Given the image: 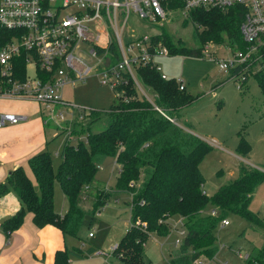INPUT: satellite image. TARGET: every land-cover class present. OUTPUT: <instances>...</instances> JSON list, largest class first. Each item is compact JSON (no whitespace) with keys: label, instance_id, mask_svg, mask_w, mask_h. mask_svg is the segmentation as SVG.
Listing matches in <instances>:
<instances>
[{"label":"trees","instance_id":"16d2710c","mask_svg":"<svg viewBox=\"0 0 264 264\" xmlns=\"http://www.w3.org/2000/svg\"><path fill=\"white\" fill-rule=\"evenodd\" d=\"M168 6L177 8L182 3L171 0ZM189 16L201 45L176 46L164 30L151 36L153 42L165 44L173 54L190 56H198L206 43L227 42L231 46L245 47L239 28L242 19L240 6L226 9L196 6L190 9ZM12 34V29L0 25V42ZM110 50L112 59L116 60L118 53L114 42L110 44ZM28 52L21 49L13 57L16 77L24 78L32 71L26 65ZM259 62L261 67L253 75L264 95V46L260 49ZM33 71L44 79L48 77L37 64ZM138 75L144 85L154 90L153 99L138 94L129 80L124 86L125 96H118L109 108H90L91 119L104 117V128L95 132L88 129L86 138L76 143L70 142L68 137L65 139L56 171L48 150H40L29 157L37 187L22 165L13 168L6 179L0 181V195L12 189L21 203L15 213L2 221L5 233L17 228L29 211L36 225L51 223L64 234L78 237L85 217L99 211L109 197L114 196L112 190H98L100 193L90 209L81 204L86 189L96 178L100 163L107 157H112L118 164L117 191L131 194V223L112 250L123 264H144L145 240L150 232L168 234V219L173 216L180 218L186 233L182 243L170 252V264H193L201 256L213 258L218 251L215 228L230 213L264 224L249 206L255 188L264 181V170L240 161L238 175L208 194L203 188L205 177L199 164L212 147L204 138L186 128L190 125L186 121L181 122L179 113L182 106L194 101V95L185 87L180 88L175 77H162L148 63L138 67ZM247 78L245 73L241 84ZM228 79L230 77L225 80ZM250 149V143L241 137L235 150L245 156ZM55 181L68 203L63 213L54 208ZM95 249L90 245L85 251L90 253ZM76 250L68 247L58 249L54 264H69L68 256L73 252L77 254ZM245 261L246 264H264V245L252 249L245 256Z\"/></svg>","mask_w":264,"mask_h":264},{"label":"rangeland","instance_id":"374dc122","mask_svg":"<svg viewBox=\"0 0 264 264\" xmlns=\"http://www.w3.org/2000/svg\"><path fill=\"white\" fill-rule=\"evenodd\" d=\"M179 6L168 11L164 19L157 21L138 18L132 12L123 29L124 39L133 40L145 34L153 36L164 30L176 46L185 45L187 48L201 45L194 34L190 10L185 11ZM206 45L210 46L209 50L214 51L218 57L229 54V51L219 46V43ZM203 48L204 46L201 49ZM201 52L198 56H190L168 51V55L158 57V62L168 77L182 79L186 91L195 97L191 104L180 108V119L182 123L188 122L189 128L212 147L199 164L205 177L203 188L208 194H212L221 184L237 176L240 154L235 149L241 137L246 138L251 145L247 155H240L242 161L249 166L264 167V95L253 75L257 67L253 68L254 71H251L243 84L235 79L225 80L227 74L220 71L217 63L209 55L201 56ZM78 54L90 63L98 62L99 57L88 54L86 50L78 51ZM100 67L101 65L95 67L84 81L66 84L62 89L63 98L76 105L73 112L61 105L56 108L65 111L63 118L58 115L54 117L53 111H46L48 119L56 124L59 134L53 138L48 148L54 171L61 161L60 151L66 137L70 142L76 143L79 139L86 138L88 129L95 132L104 128V117L91 119L88 107L107 109L117 100L116 91L99 81ZM134 72L136 78L133 81H138L142 91L137 85H134L135 90L138 94L153 99L155 92L141 81L138 67ZM78 107H83L80 109L82 111L87 110L82 117L77 116ZM100 166L92 186L86 189L87 192L81 199L82 206L88 207L99 195L98 190H112L117 198L110 196L106 205L99 210L100 214L97 212L88 214L78 237L80 240H86L88 237L105 252H109L110 264H123L112 250L131 223L129 204L131 194L124 190L117 191L115 178L118 164L112 157L105 158ZM53 199L55 210L60 212L65 206V196L56 181L53 184ZM249 206L264 221V181L255 188ZM227 218L228 224L222 225L220 221L215 228L218 251L212 259L221 260L225 264H246L245 256L252 249L264 245V224L253 223L234 213H230ZM180 221L177 216L170 217L169 231L166 235L150 232L144 242V264H170L168 258L175 248V237L181 236L179 231L183 226ZM88 231H92L94 236H88Z\"/></svg>","mask_w":264,"mask_h":264},{"label":"built area","instance_id":"2783aa9c","mask_svg":"<svg viewBox=\"0 0 264 264\" xmlns=\"http://www.w3.org/2000/svg\"><path fill=\"white\" fill-rule=\"evenodd\" d=\"M179 1L182 3L179 8L185 11L196 6L221 9L240 6L242 19L239 28L245 47L231 46L227 42L219 43L229 54L218 57L206 45L201 50V56L209 55L220 71L241 83L245 73L249 75L251 71L261 67L259 59L260 49L264 46V0ZM170 2L171 0H0V25L13 30L9 38L0 42V97L35 99L63 118L65 111L56 108V105L64 106L71 112L76 105L63 98L62 89L66 84L84 81L98 65H101L99 81L109 85L118 96H125L124 86L129 80L136 78L134 71L140 65L148 63L162 77L167 78L158 57L168 55V48L154 43L151 36L146 34L127 41L124 39L123 29L132 12L138 18L151 21L164 19L168 11L175 9L169 8ZM112 42L117 47L116 60L112 59ZM21 49L29 51L26 65L32 69L24 78L14 75L13 57ZM84 50L99 57L98 62L90 63L78 54V51ZM36 64L47 73L46 79L33 71ZM176 80L180 88L185 87L182 79ZM133 83L142 91L137 80ZM78 108L77 116L86 114L87 110L82 115L80 109L83 107ZM90 108L92 107H88V114ZM22 118L23 115L14 112H0V127L16 123ZM258 168L264 170V167ZM136 222L139 223V220ZM228 223V218L221 220L222 225ZM179 233L181 236L175 237V246L182 243L185 228L182 227ZM92 234L89 231V235ZM193 264L225 263L201 256Z\"/></svg>","mask_w":264,"mask_h":264},{"label":"crops","instance_id":"0c3cea01","mask_svg":"<svg viewBox=\"0 0 264 264\" xmlns=\"http://www.w3.org/2000/svg\"><path fill=\"white\" fill-rule=\"evenodd\" d=\"M47 110L39 101L32 98L0 97V112L23 115L18 122L0 127V181H4L13 168L22 165L37 187L28 159L40 150L49 151L53 138L59 136L56 124L46 115ZM53 116H57L55 112ZM186 128L193 132L191 128ZM238 157L240 161L243 160L240 155ZM67 206L65 198V206L60 213H63ZM20 207L19 198L12 189L0 195V264H54L56 251L64 247L77 249L78 252L68 256L69 264H110L109 252H105L90 238L80 240L77 236L64 234L58 226L51 223L38 226L29 211L24 214L23 222L17 228L8 234L5 233L2 221ZM89 207L91 204L84 208ZM87 234L94 236V233L89 235V231ZM90 245L96 249L88 253L85 249Z\"/></svg>","mask_w":264,"mask_h":264}]
</instances>
